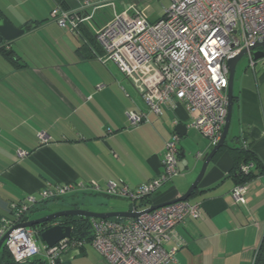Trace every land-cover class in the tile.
I'll return each mask as SVG.
<instances>
[{"label":"crops","instance_id":"obj_1","mask_svg":"<svg viewBox=\"0 0 264 264\" xmlns=\"http://www.w3.org/2000/svg\"><path fill=\"white\" fill-rule=\"evenodd\" d=\"M81 1L0 0V12L14 26L35 24L10 43L0 41V48L13 51L11 59L0 51V218L10 215L12 204L27 202L32 209L35 204L28 202L29 197L39 198L45 187L66 184L74 189L59 198L70 199L69 208L88 196L128 200L105 193L107 183L135 189L149 182L161 170L164 143L174 131L172 120L188 123L189 115L181 105L162 116L149 113L117 66L98 60L102 50L91 35L93 27L103 25L112 12L96 20L105 7L98 9L77 33L60 28L51 18L57 6L84 15ZM134 1L143 5L145 0ZM120 2L119 10L128 3ZM232 93L225 143L233 146L241 141L256 160L255 173L263 172L246 182V203H235L230 194L236 184L235 161L230 150L222 148L186 200L200 206L199 216L177 224L175 237L164 244L168 249L178 243L177 264H253L264 239V64L252 68L248 57L239 61ZM129 110L146 113L149 121L129 128ZM209 147L204 136L187 127L178 142V174L152 196L134 204L128 200L129 210L133 206L143 210L183 194ZM85 246L66 252L61 261L72 264L85 256Z\"/></svg>","mask_w":264,"mask_h":264},{"label":"built area","instance_id":"obj_2","mask_svg":"<svg viewBox=\"0 0 264 264\" xmlns=\"http://www.w3.org/2000/svg\"><path fill=\"white\" fill-rule=\"evenodd\" d=\"M127 1L117 11L116 0H82L84 15L57 6L50 16L60 28L77 33L79 26L89 23L98 9L109 7L111 18L93 27L102 50L98 60L117 66L141 95L149 113L162 116L168 109L183 106L189 115L185 125L195 128L210 147L215 146L227 116L226 62L241 50L264 41V0H168L161 17L153 22L148 20V5ZM247 57L252 68L258 62L264 64V57L254 61L250 52ZM126 117L130 128L149 121L146 113L135 110L127 111ZM172 122L176 125L178 120L174 118ZM39 138L45 140L44 134L40 133ZM179 139L173 131L165 141L161 170L149 182L130 189L112 181L107 183L105 193L126 198L131 204L152 196L178 174ZM251 166L241 164L240 170L247 173ZM90 185L99 188L95 182ZM72 189L71 184L45 187L37 201L29 197L28 202L58 198ZM245 190L246 183L232 188L230 194L235 203H246ZM11 207V218H0V238L10 227L24 222L22 216L30 210L27 202ZM132 210H136L134 206ZM199 214L198 204L177 201L134 218L91 219L90 240L65 237L49 247L40 241L36 228L17 227L4 243L16 264H26L40 254L47 264H60L63 254L80 250L88 243L108 264H177L178 243L168 249L164 244L175 237L177 224Z\"/></svg>","mask_w":264,"mask_h":264},{"label":"water","instance_id":"obj_3","mask_svg":"<svg viewBox=\"0 0 264 264\" xmlns=\"http://www.w3.org/2000/svg\"><path fill=\"white\" fill-rule=\"evenodd\" d=\"M35 27V24L28 23L22 27L14 26L6 17L0 15V36L6 43H10L15 39L24 35L28 30ZM264 41L257 42L253 46L249 47L248 49L241 50L238 54L234 57L227 60L226 65L228 67L229 75H228V88H227V116L225 125L222 130V135L218 143L212 147L209 152H206L203 157V162L201 164L200 170L195 178V180L191 183L188 189L181 194L179 197L162 202L159 204H150L147 208L143 210H125V211H104V212H94L85 209H81L80 207H70L63 210H57L54 212H50L44 216H41L36 219L29 220V216L32 212L26 216V220L24 222L17 223L10 227L7 232L0 238V251L3 247H5L4 241L8 238L9 233L17 228V227H34L41 224H46L47 228H45L40 234L39 239L45 245L51 247L56 244L59 240L63 238H69L72 236L73 227L70 225H62L57 222L58 219L62 217H83L88 219H108V218H134L142 215L144 213H148L154 209L162 207L167 204H171L177 201H186L192 192L198 187L200 181L202 180L206 169L209 163L213 160L217 152L220 148L223 147L229 126L231 121V113H232V104H233V93H232V83L234 79V74L236 70V66L242 57L247 56L248 52H250L251 57L254 61H258L259 59L264 57ZM174 131L179 135L183 136L186 134L187 126L184 123H177L174 126ZM93 237L92 229H88L82 231L78 236V240H90ZM1 264H16V263H9L3 262Z\"/></svg>","mask_w":264,"mask_h":264},{"label":"rangeland","instance_id":"obj_4","mask_svg":"<svg viewBox=\"0 0 264 264\" xmlns=\"http://www.w3.org/2000/svg\"><path fill=\"white\" fill-rule=\"evenodd\" d=\"M120 3H121L120 0H116L117 11H120L119 10ZM168 4H169L168 0H145L143 2V5L149 6L146 12L151 21L153 20L156 21L157 18L161 17L164 9L168 6ZM110 13L111 10L105 7L97 12L95 18L96 20H98V18L99 20L104 19L109 17ZM246 58L247 56L242 57L240 62L246 61ZM92 66L96 67L97 66L96 62L95 65L94 63H92ZM108 66H113V65L109 64ZM211 149L212 147H209L207 152H209ZM193 155L189 157V159H191L192 162H194L195 160V157ZM70 204H71L70 199H66L65 201L62 200L49 201L44 208L33 209V212L30 215V219H36L57 210L67 209L69 208ZM78 207H80L81 209L94 211V212L125 211L129 209L130 203L128 200L120 199V198L104 197V196H97V197L88 196L84 200L78 202ZM85 247H86V255L79 256L72 262V264H108L93 247H91L88 244H86Z\"/></svg>","mask_w":264,"mask_h":264},{"label":"trees","instance_id":"obj_5","mask_svg":"<svg viewBox=\"0 0 264 264\" xmlns=\"http://www.w3.org/2000/svg\"><path fill=\"white\" fill-rule=\"evenodd\" d=\"M0 15L4 16L1 12H0ZM91 35L94 36V34H91ZM0 41H4L1 38V36H0ZM0 51H3L4 55L8 58H10L11 53L13 52L12 50L6 51L3 47L0 48ZM95 56H96V54H95ZM224 147H227L230 150V152L234 158V161H235V167L233 170V177L236 180L235 185L246 183L247 181H249L250 179L255 177L258 173L263 172L260 169V170H258L257 173H255V170H256L255 168L257 167L256 160L253 158L251 152L247 149L246 145L242 144L241 141L236 140V143L233 146H228L226 143H224L222 148H224ZM222 148H220V150L217 152L215 157L219 154V152L222 150ZM241 164H251L252 166L249 168V171L247 173H244L240 170ZM35 199L37 201L39 198H35ZM53 200L65 201L66 199L62 198V197L61 198L58 197V198H54L52 200L38 202L35 204V206H33L32 209H30L26 214H24L22 216V219L25 221L26 216L29 214V212H33V209L44 208L49 201H53ZM24 203H26V202H24ZM73 207H77V206H75L73 203ZM12 211H13V209L10 206V215L9 216H3L1 218H11V215L13 214ZM90 220L91 219L78 216V217H62V218L58 219L57 222L62 224V225L71 224V226L73 227L72 236L77 238V236L82 231L90 229V226H91ZM34 228H36L38 230V233L40 234L45 228H47V225L41 224V225L34 226ZM81 249H83V248H81ZM3 262L14 263V261L12 260L8 250L6 249V247H3L2 250L0 251V264ZM26 264H47V263H46L44 256L40 254V255H36V256L30 258ZM60 264H64V263L62 261H60ZM253 264H264V239H263V242H262L260 248L258 249V251L256 253Z\"/></svg>","mask_w":264,"mask_h":264},{"label":"flooded vegetation","instance_id":"obj_6","mask_svg":"<svg viewBox=\"0 0 264 264\" xmlns=\"http://www.w3.org/2000/svg\"><path fill=\"white\" fill-rule=\"evenodd\" d=\"M68 225H70V226H71V224H68Z\"/></svg>","mask_w":264,"mask_h":264}]
</instances>
